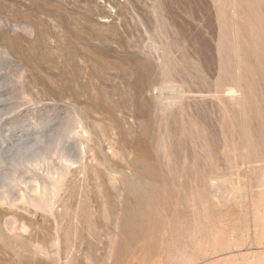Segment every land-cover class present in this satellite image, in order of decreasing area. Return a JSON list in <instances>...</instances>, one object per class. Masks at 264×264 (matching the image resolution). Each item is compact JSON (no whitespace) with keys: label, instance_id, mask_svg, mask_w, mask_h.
<instances>
[{"label":"rangeland","instance_id":"1","mask_svg":"<svg viewBox=\"0 0 264 264\" xmlns=\"http://www.w3.org/2000/svg\"><path fill=\"white\" fill-rule=\"evenodd\" d=\"M263 137L264 0H0V264H264Z\"/></svg>","mask_w":264,"mask_h":264},{"label":"bare ground","instance_id":"2","mask_svg":"<svg viewBox=\"0 0 264 264\" xmlns=\"http://www.w3.org/2000/svg\"><path fill=\"white\" fill-rule=\"evenodd\" d=\"M245 3V2H244ZM253 7V6H252ZM253 14V13H252ZM250 18V17H249ZM251 19V18H250ZM253 24H254V22H253ZM256 25V24H255ZM258 26V25H257ZM256 27V26H255ZM257 34V33H256ZM258 36V35H257ZM261 36V35H260ZM233 94V93H232ZM261 149L260 150H262V152L264 153V137L262 138V142H261ZM235 152V151H234ZM262 154V153H261ZM238 156V155H237ZM256 156H259V155H256ZM243 157V156H242ZM246 157V156H245ZM249 160V159H248ZM138 217V216H137ZM182 219V218H181ZM183 220H181V222H182ZM130 227V226H129ZM126 228V227H125ZM187 232V231H186ZM188 234V233H187ZM170 258V257H169ZM171 260V259H170ZM180 262V261H179ZM178 262V263H179Z\"/></svg>","mask_w":264,"mask_h":264}]
</instances>
